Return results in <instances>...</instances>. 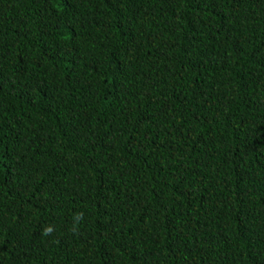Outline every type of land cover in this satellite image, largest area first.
Returning <instances> with one entry per match:
<instances>
[{
    "label": "trees",
    "instance_id": "16d2710c",
    "mask_svg": "<svg viewBox=\"0 0 264 264\" xmlns=\"http://www.w3.org/2000/svg\"><path fill=\"white\" fill-rule=\"evenodd\" d=\"M0 264H264V0H0Z\"/></svg>",
    "mask_w": 264,
    "mask_h": 264
},
{
    "label": "clouds",
    "instance_id": "9594fccd",
    "mask_svg": "<svg viewBox=\"0 0 264 264\" xmlns=\"http://www.w3.org/2000/svg\"><path fill=\"white\" fill-rule=\"evenodd\" d=\"M83 218V213H78L76 214V217H75V220L76 222L82 220ZM53 232V228L52 227H46L45 230H44V235H50L51 233Z\"/></svg>",
    "mask_w": 264,
    "mask_h": 264
}]
</instances>
